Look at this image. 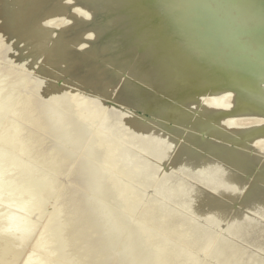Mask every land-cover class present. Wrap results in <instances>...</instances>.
<instances>
[{"label":"bare ground","instance_id":"bare-ground-1","mask_svg":"<svg viewBox=\"0 0 264 264\" xmlns=\"http://www.w3.org/2000/svg\"><path fill=\"white\" fill-rule=\"evenodd\" d=\"M0 264H264V0H0Z\"/></svg>","mask_w":264,"mask_h":264}]
</instances>
